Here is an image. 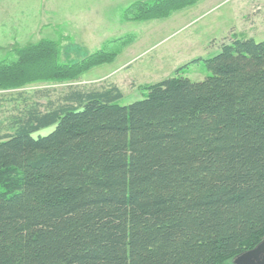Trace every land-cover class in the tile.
<instances>
[{
    "label": "trees",
    "instance_id": "obj_1",
    "mask_svg": "<svg viewBox=\"0 0 264 264\" xmlns=\"http://www.w3.org/2000/svg\"><path fill=\"white\" fill-rule=\"evenodd\" d=\"M199 1L137 0L123 18ZM14 52L1 90L70 87L0 124V264H232L264 239V40L226 38L207 78L180 74L195 59L127 105L117 85L71 86L117 50L63 63L43 38Z\"/></svg>",
    "mask_w": 264,
    "mask_h": 264
},
{
    "label": "rangeland",
    "instance_id": "obj_2",
    "mask_svg": "<svg viewBox=\"0 0 264 264\" xmlns=\"http://www.w3.org/2000/svg\"><path fill=\"white\" fill-rule=\"evenodd\" d=\"M135 1L0 0V61L15 59V48L43 38L60 43L63 63L81 60L104 47L117 50L113 62L91 68L71 86L117 85L122 96L115 102L127 105L146 98L145 85L174 76L195 59L202 61L191 62L180 74L194 81L207 78L211 71L203 60L218 54L226 38L243 35L264 40V0H200L167 18L124 20L125 10ZM251 10L250 15L257 17L248 22L244 18ZM69 87L39 81L21 89H0V124L23 105V98L46 104L50 99L58 101ZM46 91L49 98L41 96ZM54 129L55 125L33 135H48Z\"/></svg>",
    "mask_w": 264,
    "mask_h": 264
},
{
    "label": "water",
    "instance_id": "obj_3",
    "mask_svg": "<svg viewBox=\"0 0 264 264\" xmlns=\"http://www.w3.org/2000/svg\"><path fill=\"white\" fill-rule=\"evenodd\" d=\"M232 264H264V239L232 259Z\"/></svg>",
    "mask_w": 264,
    "mask_h": 264
},
{
    "label": "crops",
    "instance_id": "obj_4",
    "mask_svg": "<svg viewBox=\"0 0 264 264\" xmlns=\"http://www.w3.org/2000/svg\"><path fill=\"white\" fill-rule=\"evenodd\" d=\"M200 2L201 1H199L198 3H196L194 6H196L197 4H200ZM193 7V6H192ZM258 10V9H257ZM255 11V10H254ZM252 13V10L249 12V14L247 15V17H245L244 18V20H246V18L248 19L249 18V20H248V22L250 21V20H252V19H254L255 20V18L257 17V15L256 16H251V15H253V14H251ZM254 13V12H253ZM251 14V15H250ZM246 27L248 28V26L246 25Z\"/></svg>",
    "mask_w": 264,
    "mask_h": 264
}]
</instances>
